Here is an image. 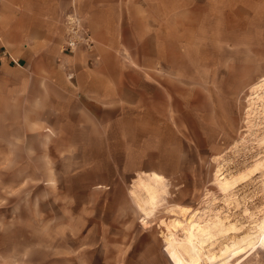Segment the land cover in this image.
I'll use <instances>...</instances> for the list:
<instances>
[{
	"label": "rangeland",
	"instance_id": "rangeland-1",
	"mask_svg": "<svg viewBox=\"0 0 264 264\" xmlns=\"http://www.w3.org/2000/svg\"><path fill=\"white\" fill-rule=\"evenodd\" d=\"M215 7L123 43L149 68L146 112L105 138L1 123L0 264H182L172 226L193 214L200 264H264V0Z\"/></svg>",
	"mask_w": 264,
	"mask_h": 264
},
{
	"label": "crops",
	"instance_id": "crops-1",
	"mask_svg": "<svg viewBox=\"0 0 264 264\" xmlns=\"http://www.w3.org/2000/svg\"><path fill=\"white\" fill-rule=\"evenodd\" d=\"M224 1L201 0L215 8ZM187 10L188 0H0V126L17 125L25 138L76 121L88 137L105 138L108 121L146 112L149 68L123 55V43L166 40L162 28L180 24ZM72 13L90 49L62 51Z\"/></svg>",
	"mask_w": 264,
	"mask_h": 264
},
{
	"label": "bare ground",
	"instance_id": "bare-ground-1",
	"mask_svg": "<svg viewBox=\"0 0 264 264\" xmlns=\"http://www.w3.org/2000/svg\"><path fill=\"white\" fill-rule=\"evenodd\" d=\"M223 185L228 186V182H226V181L223 182ZM224 188H226V187H224ZM147 195H148V197H150V199L153 198V196L150 193V191L147 192ZM142 202H143V205H144V211L147 213V207H146L147 200L145 198H143ZM194 216L195 215L193 214V215H190L188 218L185 219V221H186V227L185 228L183 227V224L181 223V221H174L173 222V226H172L173 230H176L178 227H182V229L186 233V236L189 237L188 243L189 242L190 243L188 245L190 246V248L192 249L193 254H194V258H193V257H191L190 255L187 254V252L183 249V246H182L181 243L173 242V243H175L174 245H175V250H176V256L181 261L182 264H200L201 253H202L201 249H202L203 244H205L207 242L206 240H204V238L206 237V239H208L207 237L211 234V233H208L205 236H203L200 240H196L195 233H196L197 221H196V219H194ZM260 229H261V227H260ZM260 229H258V230H260ZM262 232H264V231H262ZM211 238H213V237H211ZM243 238H245V237H243ZM233 245H234V242H233ZM227 248H229V245L226 248L224 247V249H227ZM179 249L182 250V252L185 255V257L182 255V253L179 251ZM215 256L216 255L212 254V256L211 257L209 256L208 259H211V258H213Z\"/></svg>",
	"mask_w": 264,
	"mask_h": 264
},
{
	"label": "built area",
	"instance_id": "built-area-1",
	"mask_svg": "<svg viewBox=\"0 0 264 264\" xmlns=\"http://www.w3.org/2000/svg\"><path fill=\"white\" fill-rule=\"evenodd\" d=\"M66 34L64 42L62 43V51L73 52L78 47L82 46L90 49L92 41L89 40L88 34L80 21V18L74 13L65 16Z\"/></svg>",
	"mask_w": 264,
	"mask_h": 264
}]
</instances>
